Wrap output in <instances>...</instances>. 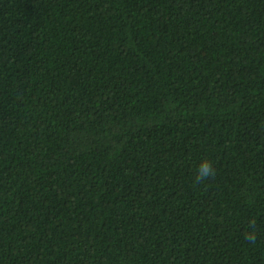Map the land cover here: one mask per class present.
<instances>
[{"label":"trees","instance_id":"obj_1","mask_svg":"<svg viewBox=\"0 0 264 264\" xmlns=\"http://www.w3.org/2000/svg\"><path fill=\"white\" fill-rule=\"evenodd\" d=\"M0 264H264V0H0Z\"/></svg>","mask_w":264,"mask_h":264},{"label":"clouds","instance_id":"obj_2","mask_svg":"<svg viewBox=\"0 0 264 264\" xmlns=\"http://www.w3.org/2000/svg\"><path fill=\"white\" fill-rule=\"evenodd\" d=\"M213 174H214V171L212 169L211 164L207 160L202 161L198 167V170H197V179L198 180H204V179H207L208 177L212 176ZM245 239L250 241V242H254L255 241V233L249 232L246 235Z\"/></svg>","mask_w":264,"mask_h":264}]
</instances>
